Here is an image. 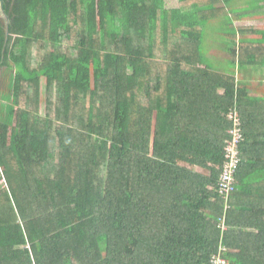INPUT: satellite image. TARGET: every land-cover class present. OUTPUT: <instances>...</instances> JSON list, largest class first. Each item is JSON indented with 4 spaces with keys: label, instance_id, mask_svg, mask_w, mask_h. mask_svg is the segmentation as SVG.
Returning <instances> with one entry per match:
<instances>
[{
    "label": "trees",
    "instance_id": "obj_1",
    "mask_svg": "<svg viewBox=\"0 0 264 264\" xmlns=\"http://www.w3.org/2000/svg\"><path fill=\"white\" fill-rule=\"evenodd\" d=\"M1 1L0 264H208L221 243L228 264H264V98L197 67L206 22L235 0ZM261 45L239 37L241 64ZM209 80L226 90L220 134Z\"/></svg>",
    "mask_w": 264,
    "mask_h": 264
},
{
    "label": "crops",
    "instance_id": "obj_2",
    "mask_svg": "<svg viewBox=\"0 0 264 264\" xmlns=\"http://www.w3.org/2000/svg\"><path fill=\"white\" fill-rule=\"evenodd\" d=\"M246 3L247 0H235L228 12V17L223 16L206 22L204 39L201 42V53L204 54V59H202V62L197 63V67H208L210 71L221 73L223 76H233L236 80L238 92H246L251 97L264 98V47L256 48L255 65L241 64L239 57H237L238 53L235 52L239 37L260 42L263 44L261 46H264V0H257L254 10H249V4L246 6ZM166 7L178 10L180 8L179 0H167ZM248 11L252 13H248ZM230 21L233 22L234 29L238 32L235 40L228 36L233 30L229 24ZM242 30H249V32L247 31L244 35ZM210 31L216 32V35H213H215L217 41H213V36L206 37V34H209ZM204 49H207V53H204ZM198 86L199 88L204 87L207 92L212 93L211 97L207 98L208 105L211 108V117L208 119H211L212 131L218 134L224 132L221 121L222 117L226 116L223 114L224 100L221 97L225 95V87L216 80L200 81ZM202 98L204 97H197V100ZM242 170L243 167L238 175L243 174ZM244 190L249 192L247 188ZM248 195L246 192L244 195H240L242 202Z\"/></svg>",
    "mask_w": 264,
    "mask_h": 264
},
{
    "label": "built area",
    "instance_id": "obj_3",
    "mask_svg": "<svg viewBox=\"0 0 264 264\" xmlns=\"http://www.w3.org/2000/svg\"><path fill=\"white\" fill-rule=\"evenodd\" d=\"M231 121V127L228 130L229 138L227 140L224 152L225 158L221 166V175L217 185L219 195L224 199L225 208H229V197L234 193L236 186V173L241 163L240 144L243 142L242 120L237 109L232 110L228 114ZM218 228L222 230L228 229L225 218H220ZM227 245L221 243L216 254H214L208 264H228Z\"/></svg>",
    "mask_w": 264,
    "mask_h": 264
},
{
    "label": "rangeland",
    "instance_id": "obj_4",
    "mask_svg": "<svg viewBox=\"0 0 264 264\" xmlns=\"http://www.w3.org/2000/svg\"><path fill=\"white\" fill-rule=\"evenodd\" d=\"M256 4H257V0H247L246 6L248 5L249 10H254L256 8ZM1 7H2V1L0 0V20L5 21V16H4L3 12H2V8ZM248 13H252V12L248 11ZM213 34L216 35V32L210 31L209 34H206V37L207 36H213V41H217L215 39V35H213ZM204 53H207V49H204ZM2 183H4L3 180H2Z\"/></svg>",
    "mask_w": 264,
    "mask_h": 264
}]
</instances>
